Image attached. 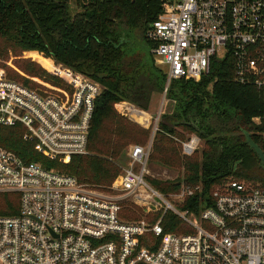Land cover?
<instances>
[{"label":"built area","instance_id":"obj_1","mask_svg":"<svg viewBox=\"0 0 264 264\" xmlns=\"http://www.w3.org/2000/svg\"><path fill=\"white\" fill-rule=\"evenodd\" d=\"M162 2L164 11L146 36L167 70L165 96L173 80L198 81L214 60L226 59L234 64L236 81L264 88V0ZM49 60L45 70L59 84L39 81L52 90L47 93L0 69V127L21 126L23 139L35 143L38 153L63 163L88 153L102 88ZM116 106L127 117L144 114L127 102ZM254 122L264 128V118ZM200 143L190 136L182 143L184 155H193ZM151 150L152 142L132 146L127 167L105 192L0 146V193L20 195L19 213L0 215V264H264V190L229 178L212 192L211 206L197 213L183 209L201 185L183 184L170 195L156 190L146 180ZM126 203L143 208L147 218L124 219ZM168 213L190 232L165 233ZM149 234L160 238L154 249L142 242Z\"/></svg>","mask_w":264,"mask_h":264},{"label":"trees","instance_id":"obj_2","mask_svg":"<svg viewBox=\"0 0 264 264\" xmlns=\"http://www.w3.org/2000/svg\"><path fill=\"white\" fill-rule=\"evenodd\" d=\"M74 1L78 11H74L71 0H0V60L6 62L10 54L31 56L48 69V59L39 52L103 87L92 120L88 153L63 163L49 160L35 150V143L23 139L21 126L0 127V146L24 162H37L72 175L82 184L106 188L122 173L127 146L141 145L147 133L119 115L115 105L128 102L147 111L154 95L165 91L167 70L156 66L155 45L146 36L164 5L162 0ZM133 31L147 52L128 44ZM20 64L23 76H10L18 82L38 86L24 76L47 74L29 59ZM166 98L173 101V110L158 123L150 158L166 168H182L184 177L175 181L146 177L156 190L170 195L178 193L183 184L201 185L202 191L182 205L196 213L202 206L213 204L212 192L231 177L264 190V167L246 139L249 134L264 152V128L254 122L264 118V88L236 81L232 60H214L209 74L198 81L173 80ZM192 135L204 142V147L196 151L197 155L185 156L176 140L183 143ZM19 210L18 193H0V215H17ZM137 213L145 214L143 208L126 203L121 215L134 221ZM162 225L165 233L190 232L172 213L165 215ZM142 242L154 249L151 244L158 245L160 238L149 234Z\"/></svg>","mask_w":264,"mask_h":264},{"label":"rangeland","instance_id":"obj_3","mask_svg":"<svg viewBox=\"0 0 264 264\" xmlns=\"http://www.w3.org/2000/svg\"><path fill=\"white\" fill-rule=\"evenodd\" d=\"M71 4H72V6L74 8V11H78V9L76 7V1L71 0ZM127 41H128V44L133 45L140 52H147L148 51V48L144 46L143 41L138 37V33L136 31H133L131 33V35L127 39ZM31 53H33V52H31ZM37 53L39 55L43 56L45 59H48V60H46V65L48 67V70H50L49 66L52 64V62L49 59H51V58H46L42 53H39V52H37ZM26 59H29L32 62H35L36 64H38V66L40 68H42L47 74L44 77H27V76H24V78H26L27 80H31L32 82L38 84V86L32 85L30 83H24V82L19 81L20 83H23V84H25V85L33 88V89H37L41 93H47V92L52 91V90L48 89V87L45 86V85H42V84L40 85L39 81H41L43 83H46V84H51L53 86H57L59 84L57 79L53 78L45 70V68L41 64H39L31 56L15 57L13 54H10L9 59L6 62L3 61V60H0V65H1L0 69L2 71H4L8 75V77H10L11 75H13V73H20L21 71H24L19 66H21L20 63H22V61L26 60ZM51 60H53V59H51ZM155 62H156V66L158 68H160V69H164L165 68L166 69L165 65L162 64V58L161 57L155 55ZM11 79H13V77ZM13 80H16V79H13ZM46 81L49 82V83H47ZM101 88H102V92H103V87L101 86ZM118 104L119 103H117L116 105H118ZM96 105H97V103H96ZM116 105H115V109H116V111L118 112L119 115H122L125 118L129 119L133 123L137 124L141 129H143L144 131L147 132L146 135H144V141H141L140 144L143 145V147H146L152 142V150H151V156H150L152 158L153 143H154V137H155L154 130L158 129V123H159L161 117L164 114H169V113L172 112V110H173V101L167 99L166 96H165V93L164 94H156V95H154V97H153V99L151 101V104H150V108L147 111H144L143 118H139L140 120H136L134 117H127V115H126L127 112L124 111L123 108L119 109ZM132 106H134V105H132ZM137 109H139V108H137ZM139 110H141V109H139ZM258 118H260V117H258ZM256 119L257 118H255L254 120H256ZM176 142L178 144L177 146H179V150H182V142L178 141V140H176ZM132 146H134V144L128 145L127 148H126L125 152H126L127 160H126L125 164L121 167V171L123 169H125L127 167L128 163H129L128 154H129V151H130ZM203 147H204V142H201L197 152H199ZM197 152H196L195 155H197ZM151 158H150V160L148 162V167H147L148 174L146 175V177H151L152 179H157V180H161V181H175L176 179H182L184 177V172H183L182 168H175V169L166 168V167H163V166L157 164ZM231 178H233V177H231ZM236 180H238V179H236ZM110 187L111 186H108L106 188H99V187H96V188H99L100 190L105 191V192H109L110 191ZM132 205L134 206V204H132ZM137 214L138 215H136L135 217L138 218V219H134V221L145 220L147 218L145 216V214H140V213H137ZM152 219H153L152 215L148 216V220L149 221H154Z\"/></svg>","mask_w":264,"mask_h":264},{"label":"water","instance_id":"obj_4","mask_svg":"<svg viewBox=\"0 0 264 264\" xmlns=\"http://www.w3.org/2000/svg\"><path fill=\"white\" fill-rule=\"evenodd\" d=\"M246 139L248 145L252 148V150L256 153L261 162L262 166L264 167V152L263 150L251 139L249 134H246Z\"/></svg>","mask_w":264,"mask_h":264},{"label":"bare ground","instance_id":"obj_5","mask_svg":"<svg viewBox=\"0 0 264 264\" xmlns=\"http://www.w3.org/2000/svg\"><path fill=\"white\" fill-rule=\"evenodd\" d=\"M133 117H134L136 120H140L139 118H143V114H142V115H136V114H134Z\"/></svg>","mask_w":264,"mask_h":264}]
</instances>
